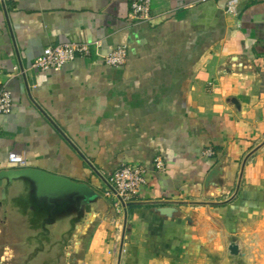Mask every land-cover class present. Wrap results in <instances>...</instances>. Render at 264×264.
<instances>
[{
  "label": "crops",
  "instance_id": "0c3cea01",
  "mask_svg": "<svg viewBox=\"0 0 264 264\" xmlns=\"http://www.w3.org/2000/svg\"><path fill=\"white\" fill-rule=\"evenodd\" d=\"M132 1L0 0V86L14 101L0 116V171L39 169L103 194L123 164L149 169L136 200L93 227L84 264L246 261L238 238L264 215V0H239L238 16L230 0H152L144 23ZM66 43L91 54L32 70ZM119 46L127 63L107 65ZM222 161L223 191H207Z\"/></svg>",
  "mask_w": 264,
  "mask_h": 264
},
{
  "label": "water",
  "instance_id": "95a60500",
  "mask_svg": "<svg viewBox=\"0 0 264 264\" xmlns=\"http://www.w3.org/2000/svg\"><path fill=\"white\" fill-rule=\"evenodd\" d=\"M238 61V58H234ZM224 161L205 179V189L223 191ZM115 208L85 182L34 168L0 171V264H84L87 239ZM165 216L168 208L160 209ZM229 252L240 254L232 243Z\"/></svg>",
  "mask_w": 264,
  "mask_h": 264
},
{
  "label": "built area",
  "instance_id": "2783aa9c",
  "mask_svg": "<svg viewBox=\"0 0 264 264\" xmlns=\"http://www.w3.org/2000/svg\"><path fill=\"white\" fill-rule=\"evenodd\" d=\"M18 2L20 0H12ZM239 0H230L226 6V12L233 16L239 15ZM152 17V0H134L130 5V19L137 23L150 21ZM90 47L82 43H66L49 46L34 61L32 70L44 72L48 70L60 71L66 65L74 62L79 57L89 56ZM128 50L125 46H119L112 50L104 58V62L112 67H121L127 63ZM18 71V68H15ZM12 93L5 86H0V116L8 115L13 108ZM1 131V128H0ZM208 155H213L212 150L207 151ZM10 162L23 167V160L15 154L10 156ZM154 171L165 172L166 164L161 157L154 159ZM149 169L140 164H123L108 182L103 195L110 200L116 211L126 208L131 202L136 200L142 188L147 183Z\"/></svg>",
  "mask_w": 264,
  "mask_h": 264
},
{
  "label": "rangeland",
  "instance_id": "374dc122",
  "mask_svg": "<svg viewBox=\"0 0 264 264\" xmlns=\"http://www.w3.org/2000/svg\"><path fill=\"white\" fill-rule=\"evenodd\" d=\"M243 252L248 257L246 261L238 264H264V215L257 217L255 221L244 224Z\"/></svg>",
  "mask_w": 264,
  "mask_h": 264
}]
</instances>
